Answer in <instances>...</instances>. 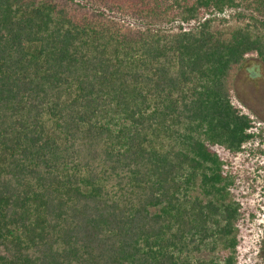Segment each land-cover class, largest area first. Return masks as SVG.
I'll return each instance as SVG.
<instances>
[{
	"label": "trees",
	"instance_id": "obj_1",
	"mask_svg": "<svg viewBox=\"0 0 264 264\" xmlns=\"http://www.w3.org/2000/svg\"><path fill=\"white\" fill-rule=\"evenodd\" d=\"M250 54L264 0H0V264H234L218 148L264 137L227 88Z\"/></svg>",
	"mask_w": 264,
	"mask_h": 264
},
{
	"label": "rangeland",
	"instance_id": "obj_2",
	"mask_svg": "<svg viewBox=\"0 0 264 264\" xmlns=\"http://www.w3.org/2000/svg\"><path fill=\"white\" fill-rule=\"evenodd\" d=\"M95 9L102 8L93 5ZM238 9H225L223 13L215 14L214 29L234 27L244 21L238 18ZM120 20L121 16L115 15ZM120 17V18H119ZM122 24L138 27L143 24L131 18L120 20ZM180 24L178 20L160 22L154 27L176 31ZM153 26V25H152ZM227 88L231 101L244 112L250 114L256 126H264V64L255 55L245 56L239 65H234L227 78ZM245 151L232 155L219 149L221 155L229 161L233 185L231 198L240 204V216L236 221L237 245L234 252V264H264V137L260 141L247 143ZM230 249L218 244L211 252L205 250L198 256L206 259L217 256L222 261Z\"/></svg>",
	"mask_w": 264,
	"mask_h": 264
},
{
	"label": "built area",
	"instance_id": "obj_3",
	"mask_svg": "<svg viewBox=\"0 0 264 264\" xmlns=\"http://www.w3.org/2000/svg\"><path fill=\"white\" fill-rule=\"evenodd\" d=\"M191 24H193V22H191L190 25H191ZM190 25H187V24L183 23V26H184L185 28H188Z\"/></svg>",
	"mask_w": 264,
	"mask_h": 264
}]
</instances>
